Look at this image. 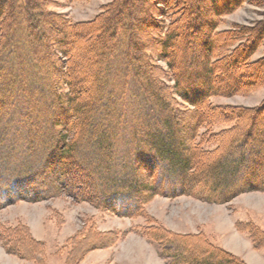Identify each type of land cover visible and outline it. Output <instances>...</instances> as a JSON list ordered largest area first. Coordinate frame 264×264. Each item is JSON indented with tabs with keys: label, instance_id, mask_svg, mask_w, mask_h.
Returning <instances> with one entry per match:
<instances>
[{
	"label": "trees",
	"instance_id": "trees-1",
	"mask_svg": "<svg viewBox=\"0 0 264 264\" xmlns=\"http://www.w3.org/2000/svg\"><path fill=\"white\" fill-rule=\"evenodd\" d=\"M14 1L16 0L12 2L10 0L11 3H9V0H0V31H3L6 22L3 18L7 13L4 11V7L8 8L10 5L12 10L16 9L20 15L25 9L29 15L27 16L25 13L26 18L24 20L23 15L20 16L17 13L15 18L13 15L9 29L7 28L8 31L4 30L5 33H3L4 43L9 44L11 49H14L12 48V36L15 35L13 33L14 28L18 27L19 21L25 22L23 24L25 44L33 55L32 59L35 66L46 79L48 73L45 70V63L48 62L50 55L52 57L46 27L58 30L61 34L58 40L63 46L61 52L67 53L66 84L69 91L64 96L57 94V71L51 67L54 72H51L49 87L53 89V91L51 89V105L53 107L49 108L48 117L41 116V111H38L37 102L34 98L26 112L18 113V119L25 121L27 126L40 128L41 125L44 129L41 137L37 132L38 136L36 139L34 138V141L46 138L44 141L46 146L41 151L45 157L40 159L35 158L36 155L30 154L27 161L29 160L31 170L22 175H17L19 172L10 174L7 169L1 168L0 208L18 200L37 201L43 198L49 189L41 188V181L39 182L35 179L37 177H33L38 173H33L32 170L37 168H42L44 172L51 169L48 174L50 176L53 173L57 174L55 179L64 186L67 185L65 182L66 177H68L71 186L77 179H73L70 167L75 160H79L74 152H76L84 132L88 129V136L95 137V141H98L100 145L107 144L106 148L109 152H112L114 147L116 148L114 145L118 140L127 141V144L136 147L132 156L129 152L128 165L122 164L121 169L119 168V174H114L117 177L123 175V179L115 190L119 191V196L114 193L118 198L112 197L115 191L110 194L104 191L103 195L101 194L104 201L110 199L111 206L109 207L111 208L108 210L116 211L120 215L137 214L140 207L159 194L171 197L188 195L211 203H222L242 192L264 191V119L261 122L257 120V116L262 113L264 115V106L258 111L251 110L256 113L250 112L252 123L248 131L243 135L233 137L223 152L219 154L217 153L221 149L222 142L218 136L233 132L242 123L244 117L240 114L242 113L240 112L241 109L235 106L214 107L222 117L223 123L227 119L228 123L233 124L232 128L218 134L210 133L207 136L205 133L201 136L199 132L201 127H209L213 121V110L209 108L208 104L210 97L229 95L245 89L250 90L257 86L264 77V60L262 63L253 64L249 62L260 42L264 43V25L262 32L255 33L256 36L253 34L256 29L246 30L239 26L221 33L215 32L221 16L236 10L243 0H207L209 5L202 7L203 11H198L196 8L199 9L197 4L205 2V0H159L162 4L169 6L167 10L171 9V5L177 6L179 9L176 8L177 11H174L176 9L172 10L179 12L176 13V18H170L169 23L164 24V31L161 29L163 32L160 31V26L156 23V20L158 22L156 17L164 13L161 11L156 13L154 0H136L135 3L134 0H122V2L114 0L106 5L103 12L94 20L82 23H72L62 16H56L55 22L49 15L44 14L46 12L43 8L47 5L46 0L43 2L41 0H27L23 5L17 4V7H13ZM209 11L213 12L212 16L207 15ZM182 16L181 21L184 25H179L178 22ZM25 24L27 26H24ZM158 28L160 33H156ZM126 31H129L128 38L131 41L130 44L127 41L128 48L122 46V37ZM145 31L151 34V41L147 42L143 36L142 39L140 38L141 32ZM87 39L93 40L91 45L86 46L84 40ZM82 40L85 43L81 44L80 48H85L88 51L94 50L97 56L93 58L95 62L93 66L95 67L94 70L98 69L89 74L88 78H90L91 84L87 86L82 84L84 81L82 73L86 70L83 66L85 67L86 61L77 51L79 42ZM236 41L243 42L240 43L241 46L233 48L232 46ZM180 45L184 47L183 50H180L182 48L179 47ZM195 46L199 49L198 54L201 58L197 59L196 57L194 59L193 57L189 60L184 57L186 49H192ZM123 49L124 55L127 56L128 52L132 59L137 54L138 63L142 68L145 67L149 72H147L148 74L151 73L150 70L154 66L153 54L157 53L159 58L166 60L170 72L177 77L174 78L176 81L174 96L179 97L178 99L188 104L191 109L181 112L173 105L170 108L166 104H159L154 99L160 97L153 89L154 94L151 98V94L149 95V92L146 91V86L149 87V84L146 79L140 77L139 69L137 71L139 66L137 63L131 65L132 74L129 72L125 74L123 89H117L116 83L114 85L115 81L108 82V84L106 79L111 63ZM42 51L45 52V58ZM14 52L21 60L19 50ZM103 52L106 56L99 59L98 55ZM36 55L40 59L42 58L43 64L38 63L40 59ZM48 63L51 66V60ZM193 64H201L202 66L203 73L193 75L202 79V83H199L201 85L197 88L183 85L185 74ZM52 66L54 65L52 64ZM20 71L23 73L22 69ZM18 77L24 80L22 76ZM25 77L27 78L26 75ZM148 77L150 75L145 78ZM130 78H132L131 81ZM0 82L3 83L1 80ZM154 82L157 84L156 80ZM18 84L25 85L27 81L25 83L10 82L3 89L0 88L2 95L0 101L2 102L3 98L6 97L4 100L6 102L7 96L14 95L15 91H18ZM26 87L24 86V88ZM130 89V93L138 94L139 97L140 94L143 95L140 99L141 103L144 104L143 108H139V110L137 108L133 112L131 121L130 119L127 121V130L124 131L125 128L117 109L116 100L118 99L113 96H116L114 95L115 91L122 94L121 92ZM20 90L23 91L22 87ZM149 90L151 92V89ZM63 99L68 102L65 103ZM173 99L177 102L176 98H172V101ZM120 102L122 103V100ZM120 102L118 106H120ZM1 106L2 103H0V118H8L10 112ZM8 113L9 115H7ZM61 115L73 119L71 127L67 128L68 135L73 133L67 144H64L67 136L61 138L60 130L57 128L62 126ZM186 115H189L188 118L182 121V116ZM257 125L258 132H255L254 129ZM185 128L189 129L188 135L183 134ZM5 131H0V138L3 137ZM76 134L78 135L75 138ZM204 136L214 140L216 146L212 149H203L205 147L203 146ZM51 138L55 139L54 146H52ZM27 146L29 151H31L30 148H34L28 140ZM211 154L216 157L212 163L206 161ZM232 158L236 159V164H231L232 169L229 168L230 174L227 182L229 185L226 186L223 185L224 182L219 183L222 177L217 180L215 174H218L221 163L227 164L229 163L228 160ZM88 163L85 160L78 165L83 169V172L87 170L86 173L90 174L91 168H89ZM112 163L111 160L108 165ZM75 164L77 165V163ZM55 167H57V171L53 172ZM81 176L84 177V175ZM11 178L12 180L8 182L7 179ZM108 179L110 181L114 178L108 175ZM50 181L53 184L52 178ZM39 183L40 185H38ZM35 187H40V190ZM96 197H98L97 194ZM236 226L239 230L248 231L256 248L263 247L264 233L256 229L253 224L239 222ZM125 233L123 232L120 236L122 237ZM102 234L108 235L101 233L100 236ZM141 235L161 246L160 255L168 260V264H247L240 256L211 241L202 231L181 234L154 221L144 227ZM120 236L117 238L120 239ZM90 239L91 236H85L81 240L70 239L69 244L73 245V248L66 264H79L85 254L96 247L93 245L97 244L90 242ZM108 239L109 242H106V239L102 242L104 244L102 247L111 245L115 237L113 238V235L110 234ZM36 243H38V247L35 251L41 258L44 254L43 244L35 241L34 244L36 245Z\"/></svg>",
	"mask_w": 264,
	"mask_h": 264
},
{
	"label": "rangeland",
	"instance_id": "rangeland-1",
	"mask_svg": "<svg viewBox=\"0 0 264 264\" xmlns=\"http://www.w3.org/2000/svg\"><path fill=\"white\" fill-rule=\"evenodd\" d=\"M12 1L13 0H11V2ZM41 1L43 2V0ZM113 1L114 0H46V7L43 8L42 6V8L46 12L44 14L46 16L49 15L54 21L56 20V16H62L63 18L69 19L72 23H82L94 20L103 12L104 7ZM120 1L122 2V0H118V2ZM135 1L136 0L133 2L135 3ZM11 2L9 0V3ZM26 2L27 0H16L12 5L13 7H17V4L21 3L23 5ZM154 4L156 13L160 11L164 13L156 17L158 18V22L156 20V23L159 24L160 31L163 32L165 29L164 24H168L170 18H176L179 11L173 12L172 10L176 9L177 6L172 5L170 7L171 9L167 10L169 6L162 4L159 0H154ZM198 5L199 9L196 8V10L203 11L202 7H208L207 5L209 4L208 1L205 0V2H200L197 6ZM128 8L130 9V7ZM4 9L7 13L4 15L5 17L3 16L6 20L3 31H0V80L3 82L2 84L0 82V88L3 89L6 85H9L10 82L15 83L18 81L25 83L27 81V84H18V91H15L14 95L7 96L6 102L4 101L6 97L3 98L5 104L3 101H0V103H2L1 107H4L10 112V115L9 113L7 114L9 115L8 118H0V131L6 130L5 133H3V137L0 138V171L2 169H7L10 174L19 172L17 175H22L31 170L28 163L29 160L27 161L30 154L33 156L36 155L35 158L38 157L43 159L45 157L41 151L46 146L44 143L46 138L34 141L38 135H43L44 129L41 125L40 128L27 126L25 121L18 119V113L26 112V109L30 108V103L33 102L34 98L37 102L38 111H41V116L48 117L49 108L53 107L51 105L53 89L51 88V91L49 87L51 72L54 68L55 71H57V94L62 96L66 95L69 91L68 85L66 84V64L68 59L66 56L67 53L61 52L63 46L58 40L61 34L58 30L46 27V35L49 39V49L52 51V57L51 55L50 57L47 56L48 62L51 60V66H49V63L46 61L45 70L46 73H48V78L45 79L44 75L40 73L35 66V62H33L32 59L33 55L25 44L23 27L25 22L19 21L18 27L14 28L13 33L15 35L12 36V48L14 49H11L9 44L4 43V30L8 31L9 24L12 22L11 18L13 15V18H15L18 13L16 9L12 10L10 5H8V8L4 7ZM177 9L174 11H177ZM25 13L27 16L29 15L28 11L26 12L25 9L23 14L20 15L18 13V15H23L22 17L24 20L26 18ZM212 14L213 12L209 11L207 15L212 16ZM183 16L178 22L179 25H184L181 21ZM263 25L264 0H243L236 10L221 16L215 32L221 33L239 26L246 30L256 29L253 31L255 35V33L259 34L260 31L262 32ZM24 26L27 25L25 24ZM158 32L159 28L156 33ZM128 35L129 31H126L124 37H122V46L127 48V41L129 44L131 43ZM142 36L147 42L151 41L150 33L146 31L141 32V39L143 38ZM84 41L86 42V46L91 45L93 42L92 39ZM85 42H83V40L79 42L77 51L86 61L87 66H83L84 70L85 68L86 70L82 73L84 80L82 84L87 86L91 84V80L88 78L89 74L96 72L98 68L94 70L95 67L93 66V64L95 65L93 58L94 56L97 57L95 51H88L85 48H80L81 44ZM242 42L243 41H236L232 47L236 48L237 46H241L240 43ZM151 45L153 46V44ZM181 45L179 47H182ZM116 46H118V44H116ZM183 48L184 47L180 48V50H183ZM18 50L21 54V60L18 59L19 56L14 52ZM198 52L200 51L196 46L192 49L187 48L184 57L189 60L193 57L194 59L196 57L199 59L201 56ZM124 53L125 51L123 49L119 55H116L117 58L113 63H111V68H109L106 79L107 83L115 81L114 85L116 83V88L123 89L122 86L126 76L125 74L127 72L132 74L133 68L131 65L137 63L139 65L137 71L139 69L140 77L144 80L146 79L149 84V87L146 86V91L149 92V95L151 94V98L152 94H154L152 91L153 89L160 97L159 99L156 97L154 99L159 102V104H166L168 107L170 106V108L173 105V107H176L181 112L191 109L188 104L180 101L178 99L179 97L174 96L176 83L174 78L176 75L174 76L170 72L166 60L159 58L157 53L153 54L154 66L153 69L150 70L151 73L148 74L149 72L145 67L142 68L138 63L137 54H135V57L132 59L128 52L127 56L124 55ZM42 55L45 58L44 51H42ZM98 56L100 59L106 55L103 52ZM36 57L40 59L38 55H36ZM41 59L38 61L39 64H43L41 62L43 60ZM263 60L264 43L261 41L257 50L250 57L249 62L253 64L262 63ZM52 64L54 66H52ZM20 69H22L27 78L21 73ZM199 73H203L201 64H193L191 69L185 74L186 77L183 85L185 84L191 88H197L201 85L199 83H202V79L193 75ZM149 75L150 77L145 78ZM18 76H22L24 80L20 79ZM131 80L132 78H130V81ZM154 80H156L157 84H155ZM20 86L23 91L20 90ZM24 86L28 87L24 88ZM12 88L15 90L13 86ZM149 89H151L152 93ZM130 91L131 89L121 92L123 95L115 91L114 95L116 96H113L118 99L116 100L117 109L125 128L124 131L127 130V121H129L133 112L136 111L137 108L138 110L139 108H143L144 104L141 103L140 99L143 95L141 96L140 94L139 97L138 94L130 93ZM0 96L2 95L0 94ZM172 98H176L177 102H175L174 99L172 101ZM63 100L65 103L68 102L65 99ZM121 100L122 103L120 102ZM119 102L120 106H118ZM208 104L209 108L213 110V121L209 127H201L199 131L201 136L204 133L206 136L210 135V133L218 134L221 131L231 129L233 126V124L226 121L227 119L224 121L225 123H223L222 117H220L219 112L215 110L214 107H239L241 109L240 112H242L240 114L244 117L242 123L238 125L233 132L223 134L220 137L218 136L223 146V148L221 146V149L218 150L217 154H219L223 152V149L230 143L233 137L243 135L248 131L252 123L251 113H256L251 110L258 111L264 106V77L259 81L257 86L250 90H240L239 92L229 95H215L209 98ZM188 116L189 115L182 116L183 120H181H186ZM263 116V113L257 116V120L261 122V120L264 119ZM60 122H62V126H58L57 128L60 130L61 138L62 136H67L65 143L63 142L67 144L73 134L71 133V135H68L67 128L71 127L73 119L61 115ZM103 130H105V128H103ZM254 130L258 132V125ZM88 132L89 129L84 132L81 142L77 146L76 152H74L79 160H75L74 164L70 167V173L73 175V179H77L74 182L72 181L73 184L71 186L68 177H66L65 182L67 185L64 186L60 181L55 179L57 174L53 173L51 176L48 174L51 169L44 172L42 168H37L32 170L33 173H38L33 177H37L35 179L39 182L41 181V188H45L44 190L49 189V191H47L48 194L47 192L45 193L47 196L45 197V195H43V198L37 201L18 200L0 208V264H66L68 256L73 248V245L69 244L70 239L72 238L73 240L75 238L81 240L85 236H91L90 242L96 243L97 245H93L96 247L85 254L79 264H168V260L160 255L161 246L141 235L144 227L154 221L181 234L198 233L202 231L211 241L222 246L227 251L240 256L247 264H264V245L261 248H256L249 237L248 231L239 230L236 226L239 222L242 224H253L256 229L264 233V191L254 190L242 192L222 203H211L188 195L171 197L159 194L140 207L137 210V214L131 216L128 214L120 215L116 211L114 212L111 209L108 210V208H111L109 207L111 206L109 203L110 199L104 201L102 195L104 191L110 194L117 190L116 188L121 179H123V175L117 177L114 176V174H119V168L122 164L124 166L128 165L129 152H131L132 156L136 147L135 145L131 146L127 144V141L121 142L118 140L116 142L117 144L115 143L114 145L116 148L114 147L112 152H109L106 148L107 144L100 145L98 141H95V137L88 136ZM188 133L189 129L185 128L183 134L188 135ZM77 135L78 134L75 135V138ZM27 140L34 147L30 148L31 151L28 149ZM210 140L211 139L208 137L203 139L205 142H203V146H205L203 149H212L216 146L214 140ZM51 142L52 146H54L55 139L51 138ZM64 147H66V145H64ZM207 158L209 159H206V161L212 163L215 161L216 157L214 154H211ZM85 160L89 162V168H91L90 174L86 173L87 170L83 172V169L78 165ZM111 160L113 163L108 165ZM37 161L39 162V160ZM228 162L227 164L221 163L218 174H215L218 176H216L217 180L219 177H222L219 183L224 182L223 185L226 186L229 185H227L229 181L228 176L230 174L229 168L232 169L231 164H236V159H229ZM75 163H77V165ZM228 164L230 165L229 167L227 166ZM56 168L57 167L54 168L53 172L57 171ZM81 175H84V177ZM108 175L113 176L114 179L109 181ZM51 178L53 184L50 183ZM11 180L12 178L7 179L8 182ZM40 183L38 185H40ZM35 188L40 190V187ZM80 189H82L81 192ZM114 193L118 195L119 191H115L112 194V197L118 198L119 195L117 196ZM96 194L98 197H96ZM109 232L113 235V238L115 237V240L111 245L102 247L104 245L102 242L105 239L106 242H109ZM123 232L126 233L121 237L120 235ZM101 233H106L108 235L102 234L100 236ZM119 236L121 237L120 239L117 238ZM35 241L43 244L44 254L41 258L35 251L38 247V243H36V245L34 244Z\"/></svg>",
	"mask_w": 264,
	"mask_h": 264
},
{
	"label": "crops",
	"instance_id": "crops-1",
	"mask_svg": "<svg viewBox=\"0 0 264 264\" xmlns=\"http://www.w3.org/2000/svg\"><path fill=\"white\" fill-rule=\"evenodd\" d=\"M235 253V252H234Z\"/></svg>",
	"mask_w": 264,
	"mask_h": 264
}]
</instances>
